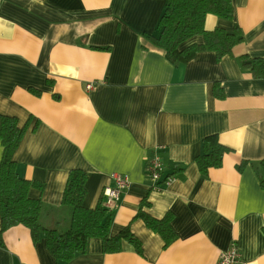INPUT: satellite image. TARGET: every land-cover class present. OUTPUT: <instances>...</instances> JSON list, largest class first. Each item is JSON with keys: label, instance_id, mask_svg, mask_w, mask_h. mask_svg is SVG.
I'll return each instance as SVG.
<instances>
[{"label": "crops", "instance_id": "0c3cea01", "mask_svg": "<svg viewBox=\"0 0 264 264\" xmlns=\"http://www.w3.org/2000/svg\"><path fill=\"white\" fill-rule=\"evenodd\" d=\"M166 3L0 0V114L22 125L32 117L14 158L21 177L44 184L29 192L45 204L42 225L68 226L71 208L62 197L72 169L88 174L90 208L114 184L111 173L131 181L113 206L112 232L130 224L143 254L128 242L104 253L102 240L91 238L88 250L66 264H216L233 243L242 253L236 264H264V188L256 171L264 159V78L240 61L264 58V0H234V21L208 14L207 30L238 23L244 40L221 60L201 51L181 71L147 37ZM212 134L231 151L206 177L195 157ZM2 153L0 140V160ZM155 155L164 176L174 178L153 189L146 165ZM144 199L155 217L173 213L178 239L169 246L134 219ZM4 241L0 264H57L44 237L34 242L25 225L8 228Z\"/></svg>", "mask_w": 264, "mask_h": 264}, {"label": "trees", "instance_id": "16d2710c", "mask_svg": "<svg viewBox=\"0 0 264 264\" xmlns=\"http://www.w3.org/2000/svg\"><path fill=\"white\" fill-rule=\"evenodd\" d=\"M208 14L216 15L226 20L235 19L234 0H167L165 9L159 19L157 31L147 34L148 39L166 52V57L181 71L199 52L212 50L216 58L232 55L233 48L243 42L244 33L238 23L232 30L216 27L207 30L205 27ZM202 35V43L190 42V39ZM241 64L249 68L253 76L264 78V58L240 56ZM213 93L217 98H224L222 85L215 82ZM32 117L25 124L15 116L0 114V140L3 146L0 160V246H5L4 232L15 225H25L31 230L34 242L43 236L50 254L57 264H66L76 256L88 250L91 238H100L104 253H116L123 249V243L128 242L139 254H143V243L132 231L130 224L119 232H112V210L103 204L101 196L95 207L84 204L87 195L86 183L88 174L81 168L72 169L68 175L62 197V206L71 208V217L66 227H46L41 223V215L45 204L41 198L30 196L34 186L40 190L44 184L23 178L18 173V163L14 155L19 148ZM35 122L33 130L38 128ZM231 148L223 144L217 134L206 136L202 141V151L195 157V162L203 176H209L213 168L222 166L224 155ZM246 162H242V170ZM260 184L264 188V159L256 164ZM150 203L144 199L134 216L142 219L146 226L159 234L164 240V247L178 239L172 221L174 215L167 212L158 218L145 210Z\"/></svg>", "mask_w": 264, "mask_h": 264}, {"label": "built area", "instance_id": "2783aa9c", "mask_svg": "<svg viewBox=\"0 0 264 264\" xmlns=\"http://www.w3.org/2000/svg\"><path fill=\"white\" fill-rule=\"evenodd\" d=\"M87 87L91 88L92 84L87 85ZM165 168L160 156L155 155L147 159L146 169L151 188H159L162 182L169 184L173 180V175L164 176ZM111 178L114 180V184L107 185L102 192L103 204L108 210H113L115 203L131 184L127 174L113 172L111 173ZM241 258L242 253L239 246L233 243L229 248L220 253L219 261L216 264H236L241 261Z\"/></svg>", "mask_w": 264, "mask_h": 264}]
</instances>
